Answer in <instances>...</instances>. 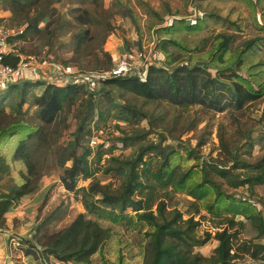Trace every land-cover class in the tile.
I'll use <instances>...</instances> for the list:
<instances>
[{
	"label": "trees",
	"instance_id": "16d2710c",
	"mask_svg": "<svg viewBox=\"0 0 264 264\" xmlns=\"http://www.w3.org/2000/svg\"><path fill=\"white\" fill-rule=\"evenodd\" d=\"M65 1L69 9L64 14L57 5ZM245 1L255 6L263 0ZM119 2L125 6L121 0ZM0 8L12 15L8 23L13 31L10 42L38 41L49 47L62 36L67 41L58 44L72 54L71 61H66L65 66L86 62L84 71L86 68L99 73L111 70L113 57L103 46L114 33L115 26L113 14L106 11L105 0H0ZM122 11L137 22L129 8ZM209 21L237 26L235 22L200 12L193 19H172L164 27L155 29L159 38L155 61L147 65L144 76L137 73L127 77H102L98 79L102 84L98 91L89 90L85 84H47L29 79L23 84L1 89L0 183L12 174V164L23 169L19 171L18 181L0 187V229H7L6 215L19 209L23 200L39 188L52 154L56 165L64 170L63 184L80 197L86 211L56 233L50 228L63 218L52 216L38 227L34 239H19V244L26 247L22 249L26 258L41 254L47 263L52 257L64 264H93L94 256L101 254L113 238V229L100 223L108 222L141 235L143 264H238L244 258L264 264V197L255 204L252 200L236 198L239 188H247L253 194L257 187H264V107L260 118L263 131L244 141V153H241V147L232 149L225 130L220 131L218 139L226 158L223 162L202 167V180L192 188L189 181L194 168L175 163L179 153L173 148L166 151L161 144L142 148L129 161L112 159L117 165H112L106 172L116 173L122 181L117 191L95 182L79 188L81 181L91 180L96 174L91 161L93 149L86 145L95 126L114 119L136 131L148 118L143 110L131 103L119 104L114 92L147 102L167 103L183 110L201 107L216 114L229 113L235 121V113L264 101V59L260 58L264 35L246 41L233 52L231 45L235 35L221 33L215 39L207 62L198 59L193 64L192 60L186 62L181 57H174L171 47L190 51L172 33H199ZM20 55L23 54L10 53L6 64L18 69L22 63ZM164 59L167 66H160ZM41 87L45 89L37 95L35 90ZM31 109H34L32 114ZM72 113L77 121L76 130L73 139L61 147L59 139L63 125ZM17 139L19 142L12 154ZM139 139V136L128 135L120 140L122 143L109 149H105L103 143L101 151L95 154L97 162L101 163L103 156L114 150L133 146ZM202 146L204 143H200ZM256 147L263 155L255 162H249L254 159ZM147 153L159 154L161 163L156 171H152L151 164L146 161ZM241 155L247 157V161ZM189 156L198 160L192 152ZM209 171L226 180L235 191L229 195L223 192L217 182L209 179ZM208 192L214 199L203 203ZM172 194H185L193 199L192 212L187 218L177 208L169 209L167 200ZM199 202L204 204L206 216L221 219V232L214 236L209 232L200 234L204 222ZM222 204H225L224 208ZM246 222L251 224L257 236L254 241L237 245ZM212 239L217 241V247L211 257L196 252Z\"/></svg>",
	"mask_w": 264,
	"mask_h": 264
},
{
	"label": "rangeland",
	"instance_id": "374dc122",
	"mask_svg": "<svg viewBox=\"0 0 264 264\" xmlns=\"http://www.w3.org/2000/svg\"><path fill=\"white\" fill-rule=\"evenodd\" d=\"M121 1L125 5L124 7L119 0H105L106 11L113 14L112 23L115 26L114 33L108 37L103 46V49L113 57L111 70L119 61L127 59L129 63L136 67L138 73L144 76L147 65L155 61V47H157L159 39L155 29L164 27L172 19H193L200 12L209 13V15H216L230 22H235L237 26L231 27L229 24L221 25L214 21H209L199 33H172V36L182 42L188 51H190L186 52L171 47L170 51L174 53L175 58L181 57L186 62L192 60L193 64L198 59L207 62L209 60L207 58L215 46V39L221 33L235 35L236 39L231 45L233 52L242 47L246 41L264 35V30H260V27H264V0L255 4V6L249 5L245 0ZM57 8L61 13L65 14L69 6L65 1L57 5ZM125 8H129L132 11L133 17L137 19V22L124 15V11L122 10ZM1 10L0 8V16L3 18L4 23L8 25L9 19H4ZM66 41L67 38L59 36L57 40L52 41L49 47L44 46L43 43L38 41L10 42L11 53L19 51L23 56L28 57V54H31L34 58L32 60L24 58L25 61L21 63L20 77L24 79L22 74L35 68L33 63L42 64L49 61L55 63L53 65L54 68L56 67V69L62 71L65 70L74 74L80 70L83 72L86 62L79 66H74L75 64L64 65L66 61H71L72 54L68 53L69 49L65 50L58 43H65ZM260 58L264 59V48L260 54ZM160 66H167L166 59H164ZM92 70V68H86V71H84H88L87 74L94 77L90 83H86L85 85L89 90L94 89L98 91L102 87L98 79L105 77L103 75L105 73ZM212 73L214 74L215 72L213 71ZM243 74L246 75V73ZM47 76V82L50 83L59 78L55 73H49ZM15 81L17 80H12L10 84H14L13 82ZM25 81H28V79H25ZM44 89H37L35 93L41 94ZM114 97L119 104L131 103L135 105L138 109L143 110L148 118L141 122L139 130L136 131H133L131 126L114 119L109 120L106 124L100 123L98 126H95L93 136L86 140V145H89L93 149L94 156L91 157V161L96 174L91 180L81 181L79 188L89 187L91 183L95 182L101 183L103 186L108 185L111 187V190L117 191L120 189L122 181L116 173L108 174L106 172L112 165H117L112 159L116 157L120 161L132 160L142 148L157 144H161L162 149L166 151L173 148L179 153L175 156V163H181L183 167L192 166L194 168L195 172H193L192 179L189 181V186L192 188L195 183L202 180V167L225 160L226 155L221 152L218 139L222 129L225 130L227 141L232 149L241 147V153L245 151V148H243L244 141L249 136L257 137L258 133L263 131L262 126H260V118L262 116L264 101L254 104L241 113H235V121L234 117L229 113L216 114L206 111L201 107L183 110L167 103L147 102L142 98L129 94H120L119 92H114ZM33 112L34 109H31L30 113L32 114ZM76 124L77 121L73 113L68 115L65 126L63 125L64 130L59 139L61 147L66 146L73 139ZM239 124L241 126L237 127L236 125ZM128 135L139 136L140 139L134 141L135 144L133 146L123 150H114L111 152L112 154L104 155L101 163L97 162L95 154L99 150L101 151L100 146L103 143L105 149H109L112 146L114 147V145H118V143H122L120 140ZM18 142L19 139L15 141L12 154ZM200 143H204V146L200 147ZM189 152L193 153V157H198V160L192 158V156L191 159ZM158 155V153H147L145 156L146 161L151 164L150 168L152 171H156L161 163V158ZM262 155L260 148L256 147L254 159L249 162H255ZM242 159L247 161L248 158L242 156ZM70 165L71 163L68 164V166ZM22 169V166L12 164V174L0 183V187L5 188L12 182L18 181L19 171ZM44 173H46V176L39 188L23 200L20 208L14 211L15 214L6 216V221L9 222L10 228L0 233V264H12V262L14 264H64L57 262L52 257L47 260V263L41 254L35 258H26L22 252V249L26 247L19 244V239H34L38 227L52 216L63 218L61 221L52 224L50 228L53 233H56L70 225L79 214L86 213L80 197L78 198L74 191L69 190L63 184L62 177L64 170L56 165L53 154L49 157L48 166ZM209 173V179L217 182L223 192L229 195L235 191L226 180L215 176L210 171ZM236 193L237 199L252 200L253 204H255L256 201L263 199L264 187H257L253 194L247 188H239L236 190ZM206 195L203 203L214 199V195L211 192H208ZM171 197V199L167 200L169 209L177 208L187 218L192 212L193 199L185 194H172ZM199 204L202 208L203 222L207 226V228L203 226L200 228V234L203 235L211 227H219L221 219L209 214L206 216L204 204L201 202ZM224 206L225 204L221 205L222 208ZM89 218L94 219V217ZM239 220L244 221V218H239ZM100 223L104 227L112 228L114 235L104 247L102 253L94 256L93 264H143L144 251L140 234L134 231H126L108 222ZM256 236L257 232L249 222H246L245 229L242 231L237 245H240L244 241H254ZM216 247L217 241L212 239L206 246L197 249L196 252L209 258L214 254ZM238 264L259 263L244 258Z\"/></svg>",
	"mask_w": 264,
	"mask_h": 264
},
{
	"label": "built area",
	"instance_id": "2783aa9c",
	"mask_svg": "<svg viewBox=\"0 0 264 264\" xmlns=\"http://www.w3.org/2000/svg\"><path fill=\"white\" fill-rule=\"evenodd\" d=\"M12 33L13 31L11 30V28L4 23L3 18L0 16V82L2 88L11 85L10 83L12 82V80L16 78V76L22 69V64L19 66L18 69H15L12 66L6 64V57L11 53L9 39ZM24 73H27L30 77H35V78H37V76L39 75L37 69L35 68L31 69L30 71H26ZM54 73L57 74V76H59L57 80L53 81L54 84H61V85L86 84V83H90L92 81L91 79H94V77H91L90 74H87V72L84 71L82 72L81 70L78 71L76 74H74L72 72H66L65 70L62 71L60 69H56ZM137 73L138 70H136V67H134L133 64L129 63L127 59H122L115 65V67L112 70H110L109 72L103 75L106 78H111V77H127L131 75H136ZM138 74L140 75V73ZM198 219L199 218H197V220ZM202 226L204 228H207V226L204 223ZM222 230L223 227H215V228L211 227L206 232L215 235L216 232H221ZM1 231L2 230L0 229V233Z\"/></svg>",
	"mask_w": 264,
	"mask_h": 264
},
{
	"label": "crops",
	"instance_id": "0c3cea01",
	"mask_svg": "<svg viewBox=\"0 0 264 264\" xmlns=\"http://www.w3.org/2000/svg\"><path fill=\"white\" fill-rule=\"evenodd\" d=\"M1 13H2V16L4 17V19H9L12 15H11V13L10 12H8V11H4V10H1ZM18 54H19V51L17 52ZM21 56V58H22V62H24L25 60H24V58H29L30 60H32V59H34L33 58V55L32 56H28V57H26V56H23V55H20ZM32 62V61H31ZM34 65V67L37 69V71H38V73H39V78H35V77H30L27 73H23L22 74V76L24 77V79H22L21 77H20V75H19V73L21 72H19L18 73V75L16 76V80L17 81H15V82H13L14 84H17V83H19V84H23V82H25V79H29V81H44L45 83H47V84H49L50 82H47V80H48V74L49 73H54V71L56 70V67L54 68L53 67V65L55 64L54 62H51V61H49V62H44V63H42V64H38V63H33ZM40 66V67H39ZM45 76V77H44ZM0 85H1V82H0ZM1 88H2V85L0 86V92L2 91L1 90ZM38 89H44L43 87H41V88H38ZM37 94V93H36ZM41 94H42V92H41ZM41 94H37V95H41ZM12 214H15V212H12V213H8L6 216H11ZM7 222V221H6ZM7 228H10V224H9V222H7Z\"/></svg>",
	"mask_w": 264,
	"mask_h": 264
}]
</instances>
